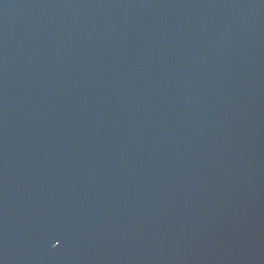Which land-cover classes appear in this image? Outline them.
<instances>
[{
    "label": "water",
    "instance_id": "95a60500",
    "mask_svg": "<svg viewBox=\"0 0 264 264\" xmlns=\"http://www.w3.org/2000/svg\"><path fill=\"white\" fill-rule=\"evenodd\" d=\"M0 264H264V0H0Z\"/></svg>",
    "mask_w": 264,
    "mask_h": 264
}]
</instances>
